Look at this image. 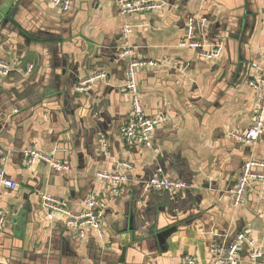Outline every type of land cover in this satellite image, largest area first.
<instances>
[{
  "label": "crops",
  "instance_id": "1",
  "mask_svg": "<svg viewBox=\"0 0 264 264\" xmlns=\"http://www.w3.org/2000/svg\"><path fill=\"white\" fill-rule=\"evenodd\" d=\"M161 1L163 9L125 17L117 0H73L68 12L51 0L0 8V60L12 66L0 76V169L19 185L0 187V264H186L187 256L213 264L212 248L239 233L263 252L254 258L241 244L240 264H264V183L253 181L238 207L230 195L244 164L264 161V135L254 147L231 135L246 133L258 110L249 81L264 77V0ZM192 18L206 49L222 46L219 58L181 46ZM126 26L134 53L116 61ZM130 59L158 64L136 69L146 113L162 120L150 148L128 146L121 133L131 117V96L122 89ZM95 74L105 78L77 90ZM30 146L68 170L42 160L25 167ZM121 163L130 166L121 170L129 182L116 194L97 174ZM157 175L187 187L148 191ZM43 194L74 211L89 194L105 201L106 238L86 229L79 239L64 216L48 222Z\"/></svg>",
  "mask_w": 264,
  "mask_h": 264
},
{
  "label": "built area",
  "instance_id": "2",
  "mask_svg": "<svg viewBox=\"0 0 264 264\" xmlns=\"http://www.w3.org/2000/svg\"><path fill=\"white\" fill-rule=\"evenodd\" d=\"M52 4L63 12H68L71 8L73 0H51ZM119 13L122 16H129L147 11L160 10L164 8V2L161 0H117ZM197 19L192 18L189 22L188 34L181 42L182 47L196 50L197 54L203 58L213 60L221 56L222 46H216L212 50L205 48L204 43L197 38ZM132 29L126 26L123 29L124 45L118 53L117 60L128 59L134 53V49L129 42ZM158 64L154 61L143 59H130L127 66V81L122 87L123 91L131 96V117L129 121L122 127L121 133L125 143L128 146H144L151 147V135L156 127L162 123V120L156 116H150L146 113L138 90L136 69L142 67H156ZM257 68L256 65L253 66ZM32 67L30 66L26 74H30ZM12 72L10 63L0 60V76H9ZM105 78V74H95L89 78L83 79L78 84L77 90L86 92L96 81ZM249 84L259 93L258 110L254 116L253 122L246 133H232L239 143L254 147L260 138L264 135V77L259 72L256 77L249 81ZM24 165L27 168L34 166L37 160H42L57 171L68 170V165L57 161L42 151L30 146L23 152ZM130 167L127 163L116 165L112 172H100L97 177L111 185L116 194L129 182L128 177L121 172L123 168ZM253 181L264 183V161L252 158L248 160L239 175L235 186L230 190L232 204L235 207L240 206L250 189ZM0 187L9 191H16L19 187L18 183L9 179L4 170L0 169ZM187 185L184 182L176 181L157 175L153 177L146 185L148 191H164V192H180ZM1 197V193H0ZM41 205L45 210L47 221L54 222L58 217L64 216L66 224L76 230L79 239L85 238V230L91 229L96 231L100 239L104 240L106 234L102 227L106 204L105 201L96 198L93 194H89L81 211H74L68 204L59 198H55L48 194L41 196ZM6 219V212L0 209V228H2ZM246 244L250 250V254L254 258L263 257V252L257 248L255 241L247 234L239 233L236 238L228 245H217L212 248L213 264H240V247ZM186 264H199L192 256L185 258Z\"/></svg>",
  "mask_w": 264,
  "mask_h": 264
},
{
  "label": "water",
  "instance_id": "3",
  "mask_svg": "<svg viewBox=\"0 0 264 264\" xmlns=\"http://www.w3.org/2000/svg\"><path fill=\"white\" fill-rule=\"evenodd\" d=\"M7 9H9V8H7ZM14 14H15V9L14 10H8L7 11V18H8V20H12L13 19V17H14ZM3 15L1 14V11H0V17H2ZM46 96H44V98H45ZM48 97H49V94H48ZM5 118V117H4ZM4 118H0V131H1V129L3 128V121H4ZM128 235V234H127ZM159 238L161 239V236L159 235ZM123 239H125L126 241L124 242V245H123V250H122V252H123V256H125V254L127 253V246L129 245V242H128V240H129V237L128 236H123Z\"/></svg>",
  "mask_w": 264,
  "mask_h": 264
},
{
  "label": "rangeland",
  "instance_id": "4",
  "mask_svg": "<svg viewBox=\"0 0 264 264\" xmlns=\"http://www.w3.org/2000/svg\"><path fill=\"white\" fill-rule=\"evenodd\" d=\"M14 0H0V8H6L11 6Z\"/></svg>",
  "mask_w": 264,
  "mask_h": 264
}]
</instances>
